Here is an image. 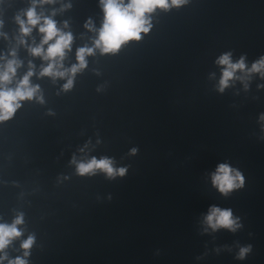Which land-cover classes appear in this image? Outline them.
<instances>
[{"label": "water", "instance_id": "95a60500", "mask_svg": "<svg viewBox=\"0 0 264 264\" xmlns=\"http://www.w3.org/2000/svg\"><path fill=\"white\" fill-rule=\"evenodd\" d=\"M30 4L0 0V31L7 33L0 54L10 59L15 48L22 61L17 79L32 61L30 80L44 98L22 101L0 121V223L23 213L21 235L3 249L8 259L264 264V75L247 72L264 56V0H186L157 8L147 33L115 53L87 56L66 91L64 79L36 75L47 63L27 48L39 43L38 27L25 44L17 40L15 16ZM36 10H55L51 18L72 33L66 67L97 34L85 23L98 29L104 17L100 0H55ZM224 53L232 62L243 57L245 70L237 69L220 91L226 66L217 60ZM73 156L108 157L126 171L80 175ZM221 163L243 176L227 193L212 182ZM213 206L230 209L239 226L213 230L205 221ZM29 235L34 241L24 257L21 242ZM243 247L249 251L239 258Z\"/></svg>", "mask_w": 264, "mask_h": 264}, {"label": "clouds", "instance_id": "9594fccd", "mask_svg": "<svg viewBox=\"0 0 264 264\" xmlns=\"http://www.w3.org/2000/svg\"><path fill=\"white\" fill-rule=\"evenodd\" d=\"M54 2L55 0H31L30 6L22 10V14H16L15 21L19 25L17 40L19 44H25L24 37L32 32L33 26L38 27V31L43 34L39 43L28 44L27 48L31 55L39 56L47 63L41 65L40 71L36 75L49 76L53 80L64 79L65 82L61 88L66 91L72 88L75 75L87 66V56L94 55L96 50H99L101 54L115 53L129 40H139L141 33H147L152 26L151 13L157 8L167 10L170 7L179 6L186 0H100L104 12L101 26L98 29L95 28L90 20L85 23L86 28L97 33L92 38V45L77 48L76 63L67 67L63 61L66 50H71L72 33L58 27L57 22L51 18L52 15H55V10L51 15H44L43 11L38 13L36 10L37 5ZM62 7H70V4H65ZM2 26L3 21L0 20V27ZM64 28H67V21L64 22ZM0 36L7 38V33L0 31ZM44 45L47 47L45 48ZM10 56L9 59L0 54V121L11 118L24 100L35 98L40 103L44 102L40 86L33 84L30 80L35 67L32 61L28 62V70L17 79L16 72L22 61L16 58L15 48L10 50ZM217 63L226 66L222 70L219 81L220 91H223L224 87L228 85L237 69L245 70L244 58L241 57L238 61L232 62L230 53L222 54ZM247 72H260L264 75V56L254 62ZM14 80V87H9ZM261 119H264V115L261 116ZM80 151H83V148ZM131 151L134 153L136 149L133 148ZM70 163L75 164L76 172L80 175L91 174L100 169L109 177H113L123 175L126 171L124 167L114 168L112 159L108 157L97 159L93 156L85 161L77 160L73 156ZM212 182L222 193H227L243 184V176L239 171L230 168L229 165L221 163L212 174ZM205 221L213 230L221 226L235 230L239 226L236 219L232 217L230 209H221L216 206L210 208ZM22 223L23 213H18L10 224L0 223V264H3L6 259L7 264H27L24 258L17 256L14 259H8L7 253L3 252V249L13 238L21 235L22 230L18 229L17 225ZM33 241L34 237L29 235L21 242V247L25 250L24 257L28 256L27 250ZM247 251H249L248 247L241 248L238 254L239 258H243Z\"/></svg>", "mask_w": 264, "mask_h": 264}]
</instances>
